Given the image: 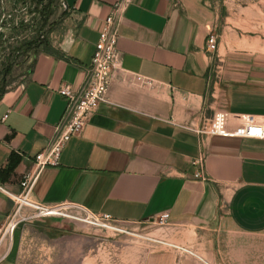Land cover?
Masks as SVG:
<instances>
[{"label":"crops","instance_id":"0c3cea01","mask_svg":"<svg viewBox=\"0 0 264 264\" xmlns=\"http://www.w3.org/2000/svg\"><path fill=\"white\" fill-rule=\"evenodd\" d=\"M118 1L63 0L68 18L48 34L23 83L0 96V228L63 116L67 102L58 89L84 85L100 21ZM225 4L130 0L109 104L88 117L57 166L41 171L30 202L68 204L122 223L167 213L170 223L190 226L196 246L190 258L198 264L264 263V140L201 144L194 132L218 111L227 114L229 128L239 124L233 115L264 120V41L220 32ZM211 32L216 44L207 51ZM140 79L153 88H140ZM0 264L13 259L5 254Z\"/></svg>","mask_w":264,"mask_h":264},{"label":"rangeland","instance_id":"374dc122","mask_svg":"<svg viewBox=\"0 0 264 264\" xmlns=\"http://www.w3.org/2000/svg\"><path fill=\"white\" fill-rule=\"evenodd\" d=\"M223 1L228 20L219 22L220 32L228 28L239 37L264 41V0ZM50 9L43 25L33 3L0 0V96L23 83L35 55L43 49L35 45L37 36L47 40L69 16L63 0H53ZM253 17L262 18L248 20ZM62 208L69 217L39 219L32 208L21 207L15 216L19 222L15 232L0 243V258L8 254L13 264H198L173 247L196 252L189 225L169 221L161 225L158 219L141 224L105 222L94 215L87 220L78 208Z\"/></svg>","mask_w":264,"mask_h":264},{"label":"built area","instance_id":"2783aa9c","mask_svg":"<svg viewBox=\"0 0 264 264\" xmlns=\"http://www.w3.org/2000/svg\"><path fill=\"white\" fill-rule=\"evenodd\" d=\"M129 3L130 0H119L111 7L109 14L100 21L99 38L92 54L84 85L79 90H72L67 86L58 89L57 93L59 96L67 102L65 111L60 122L54 128L53 139L45 149L34 156L32 171L22 177L19 183L20 193L11 199L13 211L3 227L0 228V243L4 237H12L19 223L15 220L16 213L23 206L32 208L36 212V218L39 219L67 217L64 215L62 207H74L68 204L52 207L37 205L29 201L28 194L44 168L58 165L64 147L71 138L78 136L82 132L88 117L100 105L109 104L107 93L113 79L121 72L120 56L116 48L119 27ZM216 39V35L212 32L207 35L205 42L207 51L214 49ZM219 69L220 62L217 60L215 71L217 72ZM138 85L142 89L153 88L152 81L148 79L138 80ZM233 119L238 121L239 124L234 128H229L227 114L218 111L208 121L202 123L194 132L201 144L207 138L264 140V120H259L252 115H233ZM200 176V173L195 175L196 178H200ZM84 213L87 216V220L92 219L90 217L91 214ZM99 219L105 222L112 221L107 215L99 216ZM157 219L163 225L168 222V214H161ZM176 249L181 253L195 256L189 249L181 247H177Z\"/></svg>","mask_w":264,"mask_h":264},{"label":"trees","instance_id":"16d2710c","mask_svg":"<svg viewBox=\"0 0 264 264\" xmlns=\"http://www.w3.org/2000/svg\"><path fill=\"white\" fill-rule=\"evenodd\" d=\"M23 2L29 1L35 5V8L37 9V12L41 14L43 18V25L46 23L48 17L51 14V6L53 0H22ZM35 45L36 47H42L43 49L47 48V40L43 35H38L37 39H35ZM11 65L7 66L5 72L8 74L10 71ZM3 94V91H0V95Z\"/></svg>","mask_w":264,"mask_h":264},{"label":"bare ground","instance_id":"6f19581e","mask_svg":"<svg viewBox=\"0 0 264 264\" xmlns=\"http://www.w3.org/2000/svg\"><path fill=\"white\" fill-rule=\"evenodd\" d=\"M66 216V215H65ZM67 217H69V216H67ZM73 218V217H72ZM104 227V226H103Z\"/></svg>","mask_w":264,"mask_h":264}]
</instances>
